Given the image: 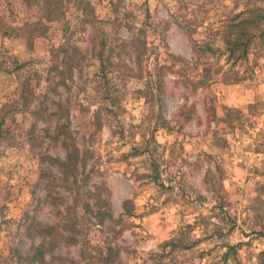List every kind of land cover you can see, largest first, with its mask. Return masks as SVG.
<instances>
[{
  "label": "rangeland",
  "instance_id": "obj_1",
  "mask_svg": "<svg viewBox=\"0 0 264 264\" xmlns=\"http://www.w3.org/2000/svg\"><path fill=\"white\" fill-rule=\"evenodd\" d=\"M256 7L0 0V264H264V40L223 43Z\"/></svg>",
  "mask_w": 264,
  "mask_h": 264
},
{
  "label": "trees",
  "instance_id": "obj_2",
  "mask_svg": "<svg viewBox=\"0 0 264 264\" xmlns=\"http://www.w3.org/2000/svg\"><path fill=\"white\" fill-rule=\"evenodd\" d=\"M256 39H259L260 41L264 40V8L256 7L253 9H246L245 11L235 14L232 18V23L223 38L224 53L227 55V60L237 62L245 59ZM96 56L100 64V69L104 70L105 64L109 62V57L104 56L101 51L98 52ZM155 76L158 77V74ZM151 79L150 74L149 85L151 84ZM154 85L156 86V82ZM160 120H162L163 124L165 123V119L162 117H160ZM1 126L2 121L0 128ZM60 134L63 135V143L65 145L69 138L73 139L70 133H62L60 131L56 132L57 138H59ZM65 148L67 150L65 160L49 155L41 157L42 164H45L44 168L41 169V177L47 180L48 188H51L52 181L49 182L47 177L51 175L53 176L52 171H49L50 167L60 168L64 174H66V172H64L66 167L69 168L70 166L73 170L76 168L75 162L77 161L79 154L77 147L72 142V147H70V149L68 146ZM66 239L72 244L78 243V237L76 235L67 237Z\"/></svg>",
  "mask_w": 264,
  "mask_h": 264
}]
</instances>
